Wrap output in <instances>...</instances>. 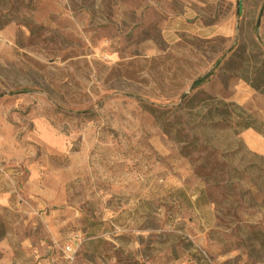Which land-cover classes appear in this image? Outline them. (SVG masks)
Returning <instances> with one entry per match:
<instances>
[{
    "label": "rangeland",
    "instance_id": "obj_1",
    "mask_svg": "<svg viewBox=\"0 0 264 264\" xmlns=\"http://www.w3.org/2000/svg\"><path fill=\"white\" fill-rule=\"evenodd\" d=\"M256 69L264 0H0V264H264Z\"/></svg>",
    "mask_w": 264,
    "mask_h": 264
},
{
    "label": "trees",
    "instance_id": "obj_2",
    "mask_svg": "<svg viewBox=\"0 0 264 264\" xmlns=\"http://www.w3.org/2000/svg\"><path fill=\"white\" fill-rule=\"evenodd\" d=\"M255 71H256V76H257V75H258V76L255 77V78L249 83V85H250V87H251L254 91L262 93V92H261V88H262V85H263V83H264V80L261 81V79H260V77H261L260 70L256 69ZM258 73H259V74H258ZM199 82H200L199 80L195 81V82L193 83L192 88L195 87ZM245 129H251V126L246 125V126H245ZM257 132H258V131H257ZM258 133H259V132H258Z\"/></svg>",
    "mask_w": 264,
    "mask_h": 264
},
{
    "label": "crops",
    "instance_id": "obj_3",
    "mask_svg": "<svg viewBox=\"0 0 264 264\" xmlns=\"http://www.w3.org/2000/svg\"><path fill=\"white\" fill-rule=\"evenodd\" d=\"M254 136H255V133L252 131V129L244 130L243 138L252 139Z\"/></svg>",
    "mask_w": 264,
    "mask_h": 264
},
{
    "label": "bare ground",
    "instance_id": "obj_4",
    "mask_svg": "<svg viewBox=\"0 0 264 264\" xmlns=\"http://www.w3.org/2000/svg\"><path fill=\"white\" fill-rule=\"evenodd\" d=\"M252 147H253V148H258V147H259V145H258V143H257V142H252Z\"/></svg>",
    "mask_w": 264,
    "mask_h": 264
},
{
    "label": "water",
    "instance_id": "obj_5",
    "mask_svg": "<svg viewBox=\"0 0 264 264\" xmlns=\"http://www.w3.org/2000/svg\"><path fill=\"white\" fill-rule=\"evenodd\" d=\"M239 11V6H237V12Z\"/></svg>",
    "mask_w": 264,
    "mask_h": 264
},
{
    "label": "built area",
    "instance_id": "obj_6",
    "mask_svg": "<svg viewBox=\"0 0 264 264\" xmlns=\"http://www.w3.org/2000/svg\"><path fill=\"white\" fill-rule=\"evenodd\" d=\"M67 251L69 252V251H70V249H68V248H67Z\"/></svg>",
    "mask_w": 264,
    "mask_h": 264
}]
</instances>
